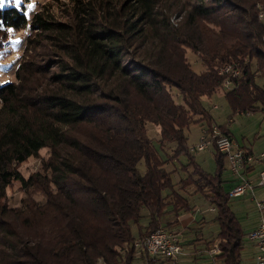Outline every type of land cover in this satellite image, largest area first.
Wrapping results in <instances>:
<instances>
[{
  "label": "trees",
  "instance_id": "16d2710c",
  "mask_svg": "<svg viewBox=\"0 0 264 264\" xmlns=\"http://www.w3.org/2000/svg\"><path fill=\"white\" fill-rule=\"evenodd\" d=\"M262 12L264 0H69L31 18L25 4L0 8V46L30 30L16 80L0 84V264L175 261L181 236L177 257L136 244L176 233L180 217L205 203L219 228L210 238L191 228L192 261L243 264L248 233L225 186L228 159L214 144L208 171L186 131L217 125L233 137V117L218 125L204 105L223 89L228 64L242 70L236 88L223 89L233 115L264 112ZM148 123L160 127L157 140ZM31 158L40 167L26 177ZM15 183L23 197L11 205Z\"/></svg>",
  "mask_w": 264,
  "mask_h": 264
},
{
  "label": "rangeland",
  "instance_id": "374dc122",
  "mask_svg": "<svg viewBox=\"0 0 264 264\" xmlns=\"http://www.w3.org/2000/svg\"><path fill=\"white\" fill-rule=\"evenodd\" d=\"M68 2L69 0H60V2H57L55 0H21L19 8H22L25 4L28 12V17L31 18L32 15L37 10L41 9L43 5L53 3L56 7L60 4ZM8 5L16 6L14 0H12V2L6 0L5 6ZM28 5H32V7H28ZM29 31V29H24L22 31H11L9 39L3 43V47L0 46L2 47L0 48V84L13 82L16 80L15 71L22 57V52L26 43V36ZM188 56L196 72L200 73L205 69V66L193 52L190 51ZM257 81L261 85L264 84L263 71L257 74ZM175 92H177V90H175ZM224 95L225 91L222 89L211 99L204 100V105L211 108V113L214 115L216 123L218 125L225 124L232 116L233 121L229 125V128L235 142L245 150H252L257 156L264 153V112L262 110H259L249 114L243 112L233 115V110L231 109L229 102ZM176 98L181 102V99L178 95H176ZM147 128L149 136H151L154 140H157L160 136V127L152 123H148ZM201 128V124L193 123L190 128L187 129L186 132L189 136L190 146H193L200 141V136L202 133ZM48 153V149H44L41 151L42 157H47ZM197 159L205 169H207L208 171H214L216 166L214 153L211 148L205 151H199ZM40 163V159L31 158L28 163L21 166L20 170L26 177H28L29 173L32 170L38 169L40 167ZM232 175L233 173L228 165L226 170L224 171V179L229 180L225 182V186L230 190L235 187H231L232 184L230 179L232 178ZM19 188L20 185L18 183H15L14 187L9 190V202L11 205L20 204V200L23 197V194L18 190ZM255 193L257 195V200H262V196H264V188L256 189ZM199 197L200 196L197 195V198ZM231 201L232 210L236 214L237 218L242 224L243 230L246 233L251 232V229H253L256 225L261 224L262 218L260 216L256 202L252 198L251 193H247L246 195L241 197H233ZM205 206L206 209L210 208V206H208L206 203ZM216 227H218L217 224ZM244 241L245 248L242 252V263L256 264L253 258L254 247L252 243H250L247 237L244 239Z\"/></svg>",
  "mask_w": 264,
  "mask_h": 264
},
{
  "label": "built area",
  "instance_id": "2783aa9c",
  "mask_svg": "<svg viewBox=\"0 0 264 264\" xmlns=\"http://www.w3.org/2000/svg\"><path fill=\"white\" fill-rule=\"evenodd\" d=\"M263 17L264 12L260 14V18ZM220 73L225 75L222 88L226 91L236 88L238 85L236 80H239L242 70L240 69L239 64L236 66L228 64L221 69ZM214 144L218 147L220 152L226 155L231 171L240 177H242V173L245 168L255 161V157L252 152L239 147L235 140L232 137L225 135L217 125L213 127L212 131L203 129L200 141L191 146V150L205 151L210 149V147ZM257 184L259 186H264V170L260 173V179ZM253 188L254 185L252 182L243 179L242 183L236 185L230 190V196H242L249 189ZM256 204L262 218V222L259 228L248 233L247 239L250 242H254L257 246L258 251L256 259L258 264H264V199L256 200ZM136 245L143 247V249H145L152 256L160 255L177 257L182 252V247L180 246L179 236L177 233L165 229H160L157 232L152 233L150 236L138 241ZM216 250H218V247Z\"/></svg>",
  "mask_w": 264,
  "mask_h": 264
},
{
  "label": "crops",
  "instance_id": "0c3cea01",
  "mask_svg": "<svg viewBox=\"0 0 264 264\" xmlns=\"http://www.w3.org/2000/svg\"><path fill=\"white\" fill-rule=\"evenodd\" d=\"M201 131H203L202 128H201ZM247 151H251L253 153V155L255 157V161L252 164H249L245 168L244 172L242 173V177H240L239 175L232 172L233 173L232 178L231 179L229 178V179H230L231 184H232L231 187L242 183L243 179L252 182L254 185V188L249 189L244 195H246L247 193H251L253 200L256 202V200H257V195L255 193L256 189L264 188V186H259L257 184L259 182V179H260V173L264 170V153L257 156V155H255V153L252 150H247ZM227 181H229V180L227 179L226 182ZM244 195H242V196H244ZM237 197H241V196H237ZM262 199H264V196H262ZM208 212H210V213H208ZM213 215H214V210L213 209H211V210L206 209L205 205H202L201 207H199L198 211H196L195 213H188V214L182 215L180 217L179 227L175 231L179 235V237L181 236L182 241L184 243L183 253L177 258V260H175V261L170 260L168 263L163 262L162 264H196L191 259V257H192L191 252L197 250V248L196 247L194 248L191 245L190 246L186 245L188 242H190L191 239L194 238L193 237L194 234L192 233V232H194V230H191V228L192 227L193 228L194 227H200V229L198 230L200 232L197 233L198 238H201V237L210 238L212 235H215L218 232V228H219V227H216V224L214 221H211L213 218ZM200 217L201 218L203 217L204 221L199 226L198 220L200 219ZM258 226H260V225L259 224L256 225L253 229H251V231L259 228ZM250 243H252V245L254 247L253 258L255 260V263L258 264L257 259H256V255H257V251H258L257 246L254 242H250ZM217 247L218 246L216 245L215 248H213L209 253L206 252L204 255H199L197 258H199V259L200 258H211L212 255H215L217 252H219V250H216ZM198 248H200V246ZM163 260L164 259L162 258L161 261H163ZM199 263L204 264L203 259L199 260ZM216 264H218L217 261H216Z\"/></svg>",
  "mask_w": 264,
  "mask_h": 264
},
{
  "label": "snow or ice",
  "instance_id": "6c2138e0",
  "mask_svg": "<svg viewBox=\"0 0 264 264\" xmlns=\"http://www.w3.org/2000/svg\"><path fill=\"white\" fill-rule=\"evenodd\" d=\"M9 2H12V0H9ZM6 0H0V8H3L5 6ZM14 3L17 7L20 6L21 0H14ZM28 7H32V5H28Z\"/></svg>",
  "mask_w": 264,
  "mask_h": 264
}]
</instances>
